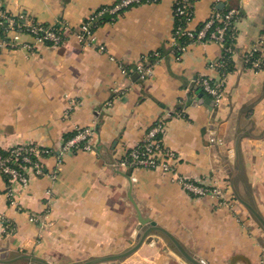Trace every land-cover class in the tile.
I'll list each match as a JSON object with an SVG mask.
<instances>
[{"label":"crops","instance_id":"0c3cea01","mask_svg":"<svg viewBox=\"0 0 264 264\" xmlns=\"http://www.w3.org/2000/svg\"><path fill=\"white\" fill-rule=\"evenodd\" d=\"M115 1L0 0V9L30 21L62 19L75 26ZM174 1L142 0L124 7L95 29L90 46L74 36L52 45L24 35L30 48H15L0 35V148L34 143L56 149L43 161L45 174L14 186L15 205L0 173V215L14 226L10 234H0V252H27L58 264L116 253L133 238L139 211L209 264H229L236 254L264 264V232L233 197L217 147L222 122L225 142L237 125L256 136L240 140L236 185L264 215V72L254 73L242 61L244 51L264 39V0L196 1L194 27L214 8L239 12L233 68L225 75L223 97L212 99L210 107L199 102L197 79L219 76L207 64L220 56L221 47L207 39L194 41L176 58L170 45ZM154 51L158 56L146 60L151 72L142 77L137 64ZM158 119L165 124L164 142L180 155L178 170L225 198L232 195V205L215 194L188 193L170 173L118 164ZM211 125L217 126L214 132ZM85 126L93 130L92 149L60 153L52 177L64 134ZM226 161L233 163L232 157ZM32 214L39 218L29 220ZM165 246L163 235L156 241L148 236L119 264H177Z\"/></svg>","mask_w":264,"mask_h":264},{"label":"built area","instance_id":"2783aa9c","mask_svg":"<svg viewBox=\"0 0 264 264\" xmlns=\"http://www.w3.org/2000/svg\"><path fill=\"white\" fill-rule=\"evenodd\" d=\"M141 0H118L112 4L104 5L92 11L84 21L75 25L62 22V30L56 32L52 27L53 23L44 26L40 22H33L22 14H9L4 9H0V26L7 41L15 48H30V43L22 39L27 35L34 41H49L52 45H59L68 36H74L76 40L84 45L94 44V31L99 26L97 18L104 13L117 15L124 7ZM197 0H175L173 2L174 26L170 37L171 53L179 58L194 41H215L221 47V54L217 59L208 62L210 69H215L218 77L200 75L197 79L200 88L209 95L215 102H218L224 95L225 75L233 62L234 49L226 44V35L229 33L230 39L236 35V19L238 9L227 7L223 10L213 9L208 17L202 22L200 27L192 26L194 19V7ZM16 16L23 19V23H16ZM234 43V42H233ZM98 49L104 50L103 45H98ZM157 57L158 52L142 55L137 64V70L142 77L151 72V63L146 62L149 57ZM245 67L254 73L264 72V39H259L246 49L242 55ZM165 124L163 120H156L145 131L143 138L130 147L125 154L118 159L120 166L134 168L140 167L150 170H158L170 173L173 181L178 183L182 189L195 196L215 194L222 197L226 205H232V200L225 196L215 187H210L197 177H192L181 173L178 170L180 159L179 153L169 147L164 142ZM93 130L89 126L80 127L74 136L63 140L58 146L59 154L56 156V169L52 171L55 177L58 165H60V153L72 151L73 149L91 150V137ZM0 152V173L6 177L8 182L7 195L10 204L17 203L14 195V186H25L33 177L45 174L44 159L50 155H55L52 147L40 146L34 143H19L3 149ZM39 215L32 214L29 220L36 221ZM14 230L12 223L0 215V234H10Z\"/></svg>","mask_w":264,"mask_h":264},{"label":"water","instance_id":"95a60500","mask_svg":"<svg viewBox=\"0 0 264 264\" xmlns=\"http://www.w3.org/2000/svg\"><path fill=\"white\" fill-rule=\"evenodd\" d=\"M197 94L201 98L199 102H204L209 107L213 104L212 98L207 95L201 89H197ZM221 127L217 135V147L219 156L225 160V167L223 169L229 173V185L235 200L240 203L252 219L258 224V226L264 232V215L258 209L253 198L243 197L236 185L237 177L242 171L241 155H240V140L242 137H256L247 131L245 128H239L238 125L234 129L233 137L229 141H224V126L220 123ZM212 132L216 130V125H211ZM262 136V135H261ZM259 137V136H258ZM227 157H232L233 163L230 165L227 161ZM138 226L133 238L127 240V247L116 253H110L100 256L87 257L80 261L70 262L67 264H119L126 257L136 251L142 243L150 236L153 241L158 240V235H163L167 239V245L163 247V251L175 260L177 264H209L206 259L186 247L173 233L158 225L155 221L146 217L138 211L137 214ZM152 236V237H151ZM242 261L243 264H251L248 257L241 254L232 255L229 264H236ZM0 264H58L53 263L43 257H39L27 252H15L11 255L8 251L0 252Z\"/></svg>","mask_w":264,"mask_h":264},{"label":"trees","instance_id":"16d2710c","mask_svg":"<svg viewBox=\"0 0 264 264\" xmlns=\"http://www.w3.org/2000/svg\"><path fill=\"white\" fill-rule=\"evenodd\" d=\"M116 1H118V0H116ZM115 1V2H116ZM142 1V0H141ZM108 6V5H107ZM102 7V6H101ZM98 9V8H97ZM5 10V9H4ZM6 12H8L7 10H5ZM9 14H12V13H10V12H8ZM115 18V14H109V13H104L101 17H99V18H97V20H98V25H100L101 23H104V22H106V21H109V20H112V19H114ZM16 23H19V24H21V23H23V19L24 20H26L25 18H19V17H17L16 16ZM86 18H84L82 21H84ZM33 22H35L34 20H32ZM62 22H65V21H63L62 19H60V20H58L57 22H55V23H53V25H52V27L54 28V30L56 31V32H60L61 30H62ZM44 26H48V25H50L49 23H42ZM201 24L202 23H199L198 24V26L197 27H200L201 26ZM72 27V29H75L74 27L75 26H71ZM3 31V28H2V26H0V35L1 36H3V37H5V34L2 32ZM47 43H49V44H51L49 41H46ZM233 39H230V37H229V33H227V35H226V44H228L230 47H232L233 48ZM233 68V62H230V66L228 67V70H231ZM76 132H77V129L76 130H74V131H71V132H68V133H66V134H64V136H63V140H67V139H69V138H71L72 136H74L75 134H76ZM0 152H2V153H5V151L3 150V149H1L0 148ZM5 179H6V177H5ZM7 180V179H6ZM231 199H233L232 198V195H231Z\"/></svg>","mask_w":264,"mask_h":264}]
</instances>
